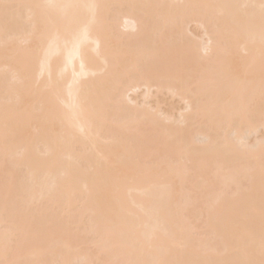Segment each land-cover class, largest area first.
<instances>
[{"label": "bare ground", "instance_id": "bare-ground-1", "mask_svg": "<svg viewBox=\"0 0 264 264\" xmlns=\"http://www.w3.org/2000/svg\"><path fill=\"white\" fill-rule=\"evenodd\" d=\"M262 259L264 0H0V264Z\"/></svg>", "mask_w": 264, "mask_h": 264}, {"label": "snow or ice", "instance_id": "snow-or-ice-1", "mask_svg": "<svg viewBox=\"0 0 264 264\" xmlns=\"http://www.w3.org/2000/svg\"><path fill=\"white\" fill-rule=\"evenodd\" d=\"M10 7H12L11 5H8V4H3V8L5 9V10H7L8 8H10ZM252 264H254V262H252ZM260 264H264V259H262L261 261H260Z\"/></svg>", "mask_w": 264, "mask_h": 264}]
</instances>
